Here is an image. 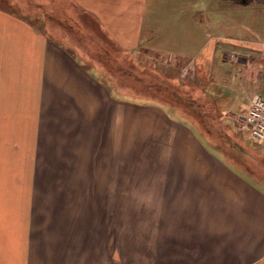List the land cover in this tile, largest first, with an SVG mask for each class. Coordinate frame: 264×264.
<instances>
[{"label": "crops", "instance_id": "1", "mask_svg": "<svg viewBox=\"0 0 264 264\" xmlns=\"http://www.w3.org/2000/svg\"><path fill=\"white\" fill-rule=\"evenodd\" d=\"M28 1L64 36L0 7V264H264V181L209 138L239 129L264 155L238 122L264 96L244 12L264 0ZM98 34L181 68L200 108L117 94L87 59L118 62Z\"/></svg>", "mask_w": 264, "mask_h": 264}, {"label": "rangeland", "instance_id": "2", "mask_svg": "<svg viewBox=\"0 0 264 264\" xmlns=\"http://www.w3.org/2000/svg\"><path fill=\"white\" fill-rule=\"evenodd\" d=\"M45 3V7H50L47 2ZM35 5L36 7L39 6L34 2H30L28 0H0L1 8L11 10L18 16L25 18L37 28L46 31L48 35H50V33L53 35H58L59 39H61L62 36H64V32L62 34V32H59L61 31L60 28L58 29L55 27V25H51V22L49 20L52 18V16L50 15L49 11H46L44 20L42 11L38 8H35ZM253 5L255 9H253L252 11L250 9L245 10L243 8L244 12L250 15L249 17L254 16L253 20L252 18H246L245 23L252 25L253 28H258L260 26L262 28L264 27V23H262L264 18V4L259 5L255 3ZM243 9H235V11H241ZM257 9H259V12L257 11ZM77 13V18L82 21V24L84 22V24L87 25V22H89V20L84 18L80 12ZM257 13L261 15H258ZM255 15L261 17V20L257 19ZM48 17L50 18L48 19ZM93 31L95 33L98 32L96 28ZM59 33L62 36H60ZM96 37H99V42L101 43L103 40L106 41L105 37L100 34H98ZM105 41L103 42V44L107 49H111L112 56H117L116 58L118 59L116 60H118V62H109L107 60L108 55H106L104 58L100 57L99 62L96 59L92 58L93 55H91L90 53V55H88V58H86L90 60L89 63L93 64V62H96L101 66L99 70L108 82H112L109 83H111L112 86L117 90V94H120V96L128 99L143 102L152 101L164 105H173L182 111L185 110L189 111L190 113L196 112L194 103H196V105L200 108L199 103L193 100V95L195 94L193 83L183 84V82H177V76L182 72L181 68H164L160 63L157 64L156 67H151V65H146L147 60L145 59L144 55H141V58H139V60L137 58L135 59L133 55L118 52L113 45L108 43L109 41ZM112 65H115V68ZM163 91L171 93L172 97L170 96L169 98L168 96H165L163 94ZM189 118H192L193 122L198 119L206 121L205 118L200 115L195 116L191 114V117ZM219 128L221 130L215 128V134L217 136L214 134V137H209L213 146L217 147L218 150L221 151V154L229 157L230 159H228L233 163L234 166L238 168L243 164H240L238 161L248 164L253 169L257 167V170H259V172L257 171L258 174L256 175V177H254V175L252 176L260 181H264V155L258 153L255 150V144L245 140L239 129H227L223 125H220ZM31 170L33 169L31 168Z\"/></svg>", "mask_w": 264, "mask_h": 264}, {"label": "built area", "instance_id": "3", "mask_svg": "<svg viewBox=\"0 0 264 264\" xmlns=\"http://www.w3.org/2000/svg\"><path fill=\"white\" fill-rule=\"evenodd\" d=\"M239 127L255 143H264V96L252 95L246 112L238 119Z\"/></svg>", "mask_w": 264, "mask_h": 264}, {"label": "trees", "instance_id": "4", "mask_svg": "<svg viewBox=\"0 0 264 264\" xmlns=\"http://www.w3.org/2000/svg\"><path fill=\"white\" fill-rule=\"evenodd\" d=\"M163 94H164L165 96H168L169 98H170V96L172 97V94L169 93V92L163 91ZM163 98H164V97H163Z\"/></svg>", "mask_w": 264, "mask_h": 264}]
</instances>
